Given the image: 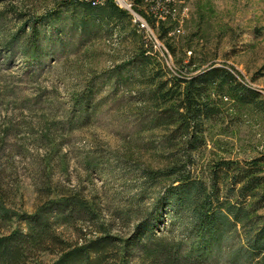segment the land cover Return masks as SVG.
I'll use <instances>...</instances> for the list:
<instances>
[{"label":"rangeland","instance_id":"374dc122","mask_svg":"<svg viewBox=\"0 0 264 264\" xmlns=\"http://www.w3.org/2000/svg\"><path fill=\"white\" fill-rule=\"evenodd\" d=\"M181 1L182 33L159 32L174 49L175 72L182 61L191 64L182 71L185 78L227 68L263 102L261 108L241 103L228 88L209 92L221 112L206 123L205 145L194 153L195 175L209 184L212 166L225 160L242 167L256 161L264 176V0ZM66 2L0 0V169L7 175L8 208L14 214L0 221V234L27 230L24 217L35 213L39 194L44 198L53 186L78 194L95 210V223L82 217L59 223L57 231L67 241L85 245L104 232L126 241L137 224L153 221L161 209L155 233L167 243H183L186 253L201 233L190 236L189 215L182 221L173 216L175 209L162 207L164 187L148 191L140 208L132 202L141 192L143 170L164 171L181 158L176 149L164 147L171 132L149 125L156 105L143 96L152 88L144 83L152 67L145 77L137 69L142 38L129 16L100 20ZM153 60L172 77L160 57ZM86 97L92 99L89 113L80 104ZM224 185L221 200L248 204L255 223L237 226L204 264H239L231 262L233 253L248 246V234L260 236L264 228L262 188L246 199ZM137 208L139 216L129 215ZM57 256L40 258L50 264ZM258 260L264 264V253Z\"/></svg>","mask_w":264,"mask_h":264},{"label":"trees","instance_id":"16d2710c","mask_svg":"<svg viewBox=\"0 0 264 264\" xmlns=\"http://www.w3.org/2000/svg\"><path fill=\"white\" fill-rule=\"evenodd\" d=\"M66 3L100 20L118 21L128 16L113 0H67ZM162 28V35L167 37L170 28ZM169 47L174 53L172 46ZM142 49L137 57V69L145 77L146 68L152 67L151 76L144 78V83L152 88L143 96L156 105L149 125L151 129L165 128L171 132L165 137L164 147L176 149L181 158L164 171L143 170V186L132 199L133 206L140 208L148 191L164 187L166 193L158 199L162 207L166 205L175 209L173 216L182 221V217L189 215L192 219L190 236L201 233L199 238L205 240V246H200L201 240L196 241L189 251L183 253V243L174 245L157 236L154 228L160 221L161 209L153 221L137 224L136 233L126 241L108 236L100 224L99 231L104 232L103 236L88 240L85 245L73 244L58 233L59 223L64 218L73 220L76 217L95 223V210L78 194L49 186L44 198L42 193L39 194L41 204L35 213L23 216L27 221V230L18 227L0 234V264H46L40 258L46 253L58 255L50 264H204L230 239L229 235L237 226L247 227L255 223L248 204L244 206L243 203L236 205L229 200L223 201L220 194L224 184L228 183L230 193H237L238 197L246 199L262 188L261 198L264 201V176H259L261 170L256 161L242 167L222 160L212 166L209 184L195 175L193 166L194 153L205 145L206 123L215 120L221 112L209 100V92L212 89L223 92L228 88L239 102L261 108L263 102L259 100V93L242 85L236 75L224 67H211L190 78L181 75L167 77L161 68L155 66L154 56L144 43ZM190 66L184 61L180 63L183 72ZM91 101L86 97L80 103L88 113ZM6 178L7 175L0 169V221L14 216L8 208L11 193L6 187ZM138 208L129 215L139 216L141 210ZM251 233L247 236L248 246L235 251L231 262L259 264L256 259L264 253V228L260 236Z\"/></svg>","mask_w":264,"mask_h":264},{"label":"built area","instance_id":"2783aa9c","mask_svg":"<svg viewBox=\"0 0 264 264\" xmlns=\"http://www.w3.org/2000/svg\"><path fill=\"white\" fill-rule=\"evenodd\" d=\"M121 10L125 11L141 36L145 47L153 56L160 57L161 62L168 66L172 76L182 75L175 72L171 61L172 52L168 45L162 42L159 34L162 27L173 24L168 36L180 35L183 31L186 17L181 0H113ZM168 27V26H166ZM191 54V52H189Z\"/></svg>","mask_w":264,"mask_h":264}]
</instances>
